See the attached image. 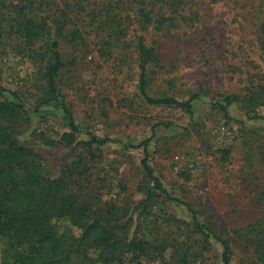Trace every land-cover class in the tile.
Listing matches in <instances>:
<instances>
[{"label":"rangeland","instance_id":"obj_1","mask_svg":"<svg viewBox=\"0 0 264 264\" xmlns=\"http://www.w3.org/2000/svg\"><path fill=\"white\" fill-rule=\"evenodd\" d=\"M29 22L48 31L28 37ZM140 35L157 54L149 95L200 93L192 112L141 94ZM54 40L58 87L80 127L72 145L61 142L62 106L46 101ZM0 86L29 110L16 139L36 153L43 184L63 180L119 237L163 246L170 264L185 252L191 264H222L213 233L231 239L234 264H264L255 231L264 226V0H0ZM227 95L243 98L229 116ZM93 136L110 141L91 148ZM150 138L149 163L172 198L145 175L139 145ZM6 247L0 234V264Z\"/></svg>","mask_w":264,"mask_h":264},{"label":"trees","instance_id":"obj_2","mask_svg":"<svg viewBox=\"0 0 264 264\" xmlns=\"http://www.w3.org/2000/svg\"><path fill=\"white\" fill-rule=\"evenodd\" d=\"M158 1L164 7L180 2ZM48 26L29 22L21 30L28 37H37L48 31ZM31 40L28 42L31 43ZM49 48L51 54L46 66L49 91L46 101L62 106L70 131L62 135L61 142L72 145L77 142L80 127L62 99L57 83L63 67L59 41L54 40ZM137 50L141 70L140 91L145 99L152 104L178 105L192 112V100L198 98L200 93L193 94L188 100L170 96L153 98L149 95V69L157 54L154 48L147 45L143 35L138 37ZM7 93L10 97H7ZM242 99L238 95L224 96L222 109L225 115L229 116L230 105ZM28 112L15 92L10 93L0 86V234L6 238L7 244L2 264H170V257L165 254L166 248L163 246L138 237H119L111 221L94 215L88 204L79 201L76 195L65 192L67 189L64 190L63 180L61 184L54 181L48 186L43 184L45 178L39 166H35L36 153L16 139L14 125L27 118ZM108 141L109 138L93 136L88 144L93 148ZM150 141L151 138L139 145L145 152L142 160L145 175L152 182L157 195L168 194L172 198L149 163ZM148 195H151V191ZM197 227L199 232L204 233L203 225L197 224ZM255 231L256 250L264 261V226L258 225ZM211 233L205 235L210 236ZM212 235L223 246L222 264H234L231 239ZM176 258H179V264H191L189 253L177 254Z\"/></svg>","mask_w":264,"mask_h":264}]
</instances>
